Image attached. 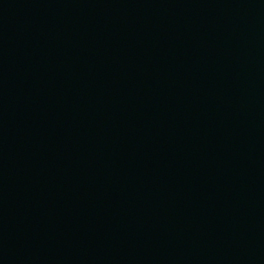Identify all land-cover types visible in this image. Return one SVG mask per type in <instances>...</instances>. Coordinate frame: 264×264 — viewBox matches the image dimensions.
I'll list each match as a JSON object with an SVG mask.
<instances>
[{
	"label": "water",
	"instance_id": "obj_1",
	"mask_svg": "<svg viewBox=\"0 0 264 264\" xmlns=\"http://www.w3.org/2000/svg\"><path fill=\"white\" fill-rule=\"evenodd\" d=\"M0 264H264V0H0Z\"/></svg>",
	"mask_w": 264,
	"mask_h": 264
}]
</instances>
